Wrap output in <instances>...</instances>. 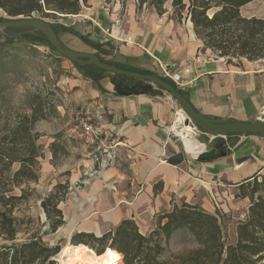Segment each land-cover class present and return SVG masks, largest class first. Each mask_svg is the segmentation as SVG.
Segmentation results:
<instances>
[{
	"label": "crops",
	"instance_id": "obj_1",
	"mask_svg": "<svg viewBox=\"0 0 264 264\" xmlns=\"http://www.w3.org/2000/svg\"><path fill=\"white\" fill-rule=\"evenodd\" d=\"M110 7L104 0H90L77 14L63 15L80 21L87 33L96 35L98 42H92V49L87 45L84 52L95 53L97 49L101 57L110 54L101 47L117 39L121 43L116 46L119 58L114 63L149 70L161 77H165L161 66H168L178 81L165 78L202 115L242 122L264 118V61H247L236 67L208 50L200 51L202 43L191 24L184 29L156 13L136 14V0H126L122 14L116 12L121 8L118 1ZM67 83L72 90L68 105L90 107L100 137L115 155L106 166L96 163L98 171L90 179L95 182L88 184L96 207L75 206L76 217L80 213L82 216L72 223L71 215L63 216V222H69V238L75 232L100 236L110 229L111 222L117 225L125 218H132L139 230H145L155 224L157 214L182 202L210 213H232L233 225L245 218L249 200L233 194L242 182L264 171V137L196 135L193 139L199 144L217 147L213 156L196 158L172 129L176 106L165 94L119 95L105 75L94 79L73 75ZM86 144L88 162L93 165L97 161L93 156L95 145ZM221 148L228 149V155L218 156ZM236 201H243L242 209L237 210ZM105 210L108 215L103 220L100 213Z\"/></svg>",
	"mask_w": 264,
	"mask_h": 264
},
{
	"label": "trees",
	"instance_id": "obj_2",
	"mask_svg": "<svg viewBox=\"0 0 264 264\" xmlns=\"http://www.w3.org/2000/svg\"><path fill=\"white\" fill-rule=\"evenodd\" d=\"M88 1L0 0V9L11 17H27L32 14L54 17L57 13L77 14L81 6L87 5ZM104 1L110 3L121 0ZM165 1L136 0V8L148 3L158 14H162ZM250 1L252 0H171V6L179 18L182 12L187 13L195 34L203 42L201 50L210 48L216 50L220 57L232 54L252 60L264 58V17L246 18L240 15V7ZM209 10L213 12L209 14ZM0 37L6 41L12 40L1 34ZM22 37L43 42L55 51L49 43L40 38L28 34ZM99 52L100 50L96 49L95 54L101 61L124 70L158 76L184 96L169 79L149 70L105 60ZM74 65L82 75L91 79L101 77L107 72L93 65ZM116 82L131 90V94H159L156 87H147L146 82L134 78L117 76ZM46 104L47 102L41 99L32 102L31 112L13 118L0 136V206L3 207L0 209V234L8 241L0 246V264H58L55 260L60 250L58 244L46 245L38 234H32L23 241H15L16 218L12 214L16 202L26 198L24 190H21L18 196L11 194L12 188L38 179V158L42 155L37 143L40 134L34 127L38 120L46 118ZM13 163H18L19 166L11 172ZM159 186L160 184L155 185V188ZM238 187L240 192L236 196L248 198L249 205L245 218L235 223L234 243L225 241L223 221L217 210L210 213L198 205L185 202L173 204L170 210L157 214L156 229L148 235L139 232L133 219L125 218L113 230L100 236L75 232L70 242L73 245L83 244L87 250H94L98 258L107 253H115L122 256L123 264H264V171L242 182ZM63 192H66L65 188ZM58 202L55 194L40 202L48 218H51V211L56 217L49 222L51 232L63 224L61 210L56 207ZM181 228L190 233L197 247L177 255L173 262L159 260L162 246L158 235L168 239L175 230Z\"/></svg>",
	"mask_w": 264,
	"mask_h": 264
},
{
	"label": "rangeland",
	"instance_id": "obj_3",
	"mask_svg": "<svg viewBox=\"0 0 264 264\" xmlns=\"http://www.w3.org/2000/svg\"><path fill=\"white\" fill-rule=\"evenodd\" d=\"M89 2L90 0L87 3ZM116 2L107 4H111V9L112 3ZM118 2L121 8L116 12L117 14H122L124 8H126V0ZM163 8L164 12L158 14L152 6L144 3L140 8H136V14L156 13L159 17H165L167 21L170 20L184 29L189 24L192 25L187 13L182 12L181 18L176 16L171 6V0H166ZM212 12L213 10L208 11L209 14ZM239 13L242 17L246 18L264 17V0H252L244 4L240 7ZM59 14L61 13H57L54 17H43L38 14H32L31 16L44 18L53 24H60L66 28L67 30L60 29L58 35L63 44L68 48L84 52L88 45V49H92L90 46L92 42H98L96 35L92 31L87 33V29L79 25L80 21L74 22L68 17H63ZM9 17L11 16L6 15L0 9V19ZM198 39L201 41V46L203 47L202 40L200 38ZM120 43L121 41L117 39H110L104 42L105 45L101 48L102 50L110 52V54L102 55V58L116 62L119 58L118 53H116L118 51L116 46H119ZM201 48L200 51L208 50L215 56L219 55L216 50H211L210 48L201 50ZM222 58L236 67H242L247 61H264V58L249 60L246 57L232 54L223 56ZM79 74L81 73H79L74 63L53 51L43 42L34 41L28 37L6 41L3 37H0V136L4 133V129L13 118L17 115L29 114L31 112L32 102L39 99L47 102L44 107L46 118L38 120L34 127L40 134L37 143L39 144L42 155L38 158V179L15 186L11 191V194L17 196L21 194V190H24L26 194L25 199L16 202L12 212L16 218L15 241L26 240L32 234L41 235V239L46 245L53 246L58 244L60 246V250L55 258L59 257L62 250L75 246L71 244V237L69 238L67 234L68 223H72L73 219H80L82 216V213H80L76 217L73 212L75 206L88 209V207H96L97 204L96 199L92 201L94 192L88 186L93 185L95 182L94 180L90 182V179L98 171L96 164L98 161H93V165L89 164L87 144L71 130L72 111L67 100L72 90L67 86V78L73 75L78 76ZM103 75L110 77L112 73L106 72ZM162 94L171 98L173 106L179 108L176 101L168 93L165 92ZM18 166V163H13L11 172L16 170ZM43 167L45 168L43 169ZM64 188L66 192H63ZM239 192L240 189L237 187L233 196L237 197L236 195ZM53 194L59 199L56 207L61 210L62 219L64 215H71L69 222H63L64 224L62 226L60 225L63 229L59 232L57 230L54 232L49 230V222L56 218L53 211L50 212L51 218H48L40 205V202L44 198ZM241 202L243 201L237 203L239 205L237 210L242 209ZM1 208L3 207L0 206ZM235 212L237 213V211ZM100 215L104 220L108 215V210L102 211ZM220 215L223 221L225 241L234 243L235 224L233 225L232 222V213ZM235 217H238V215L236 214ZM156 219L157 215L154 223H156ZM110 224V229L108 230H113L116 225L113 222ZM155 229L156 225L154 224L145 230H138L141 234L148 235ZM158 239L162 246V251L158 259L167 263L173 262L177 255L184 254L197 247L193 237L184 228L175 230L168 239H165L163 235H158ZM6 243L8 241L0 234V246ZM107 245L108 243H106L105 247ZM84 247L86 248V246ZM92 251L96 253L94 250ZM58 264L60 263L58 262ZM118 264H123L122 256Z\"/></svg>",
	"mask_w": 264,
	"mask_h": 264
},
{
	"label": "water",
	"instance_id": "obj_4",
	"mask_svg": "<svg viewBox=\"0 0 264 264\" xmlns=\"http://www.w3.org/2000/svg\"><path fill=\"white\" fill-rule=\"evenodd\" d=\"M63 16V14H59ZM63 29L60 24H53L41 17L32 16H15L5 19H0V34L10 39H20L23 35H31L40 38L49 43L55 51L67 58L76 65H93L97 68L112 73L109 77V82L115 87V91L119 95H130L131 90L116 82L117 76H125L134 78L147 83V87H156L159 89V95L166 92L177 103L181 111L185 114V123L191 122L199 128V130L210 138L224 137L231 134H252L258 137H264V118L257 117L251 122H242L228 118H213L204 116L197 112L181 95L176 88L166 82L164 79L137 71L124 70L118 68L114 64L103 62L95 53L80 52L68 48L60 40L58 31ZM217 147L203 148L196 153V158H205L213 156ZM228 155V149H222L218 156L223 157Z\"/></svg>",
	"mask_w": 264,
	"mask_h": 264
},
{
	"label": "built area",
	"instance_id": "obj_5",
	"mask_svg": "<svg viewBox=\"0 0 264 264\" xmlns=\"http://www.w3.org/2000/svg\"><path fill=\"white\" fill-rule=\"evenodd\" d=\"M162 74L173 80L177 83L178 77L172 74V71L168 66H161ZM179 85V83H178ZM175 113L178 117L181 109L177 106L175 107ZM72 111V130L73 132L82 139L84 142L95 145V150L93 152V156L96 157V160L98 161L100 166H106L110 163H112L115 159L114 151L111 149V146H107L104 144L102 138L100 137L99 131L94 125V117L91 112V109L88 105L81 106V105H73L71 106ZM186 117L182 118L181 124L185 125V127H188L187 135L188 136H196L203 134L197 126L192 124L191 122L185 123ZM176 134V133H175ZM181 140L182 137L180 134H176ZM101 156H104L105 159L101 160ZM57 263L59 261V257L55 258ZM119 261L116 262L118 264Z\"/></svg>",
	"mask_w": 264,
	"mask_h": 264
},
{
	"label": "bare ground",
	"instance_id": "obj_6",
	"mask_svg": "<svg viewBox=\"0 0 264 264\" xmlns=\"http://www.w3.org/2000/svg\"><path fill=\"white\" fill-rule=\"evenodd\" d=\"M182 118H185V114L180 112L172 125V129L176 134L182 136L185 149L189 153L195 155L200 151L199 148H203V145L195 141L193 136L187 135V132L185 131L186 127L180 123ZM186 130H188V127ZM59 261L60 264H116L117 261H120V257L115 253H107L102 257L97 258L92 250H87L84 245L78 244L62 250L59 255Z\"/></svg>",
	"mask_w": 264,
	"mask_h": 264
}]
</instances>
